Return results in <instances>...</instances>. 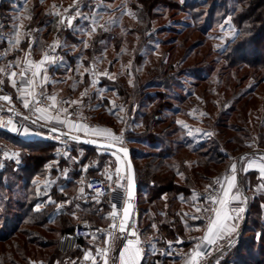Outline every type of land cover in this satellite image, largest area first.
Masks as SVG:
<instances>
[{"label": "rangeland", "instance_id": "obj_1", "mask_svg": "<svg viewBox=\"0 0 264 264\" xmlns=\"http://www.w3.org/2000/svg\"><path fill=\"white\" fill-rule=\"evenodd\" d=\"M56 1L58 6L69 4V1H73L70 2L71 4L77 2V8L83 10V13H80L79 20L76 19L80 21V24L73 31L75 35H78L79 40L77 43L73 44L62 40L58 50L60 55L68 50L74 51L76 57L74 68L70 69L69 62L65 61L64 58L62 67L65 68L59 75L42 71L40 76H37V81L40 82V92L43 93L42 98L55 95L58 107L67 110L66 113H56L55 110H50L46 115L50 117L58 116L59 119L77 120L92 129H108L117 136L122 134V142L119 140L109 141L108 138L106 141L119 145L127 144L133 148L138 156L146 155L151 151L156 152L149 142L154 139L146 140L144 137L145 130L142 127V115L149 113L154 108L155 103L150 102V99L155 97L151 95H155L154 93L162 91V89L158 87L149 88L143 91V95L140 97L133 91L136 81L134 76H137V81L140 80L139 82L144 84L151 81V79L155 80L151 85H168L170 88L164 92L167 99L161 102L164 109L160 119L167 121L166 125L155 128L153 134H151L160 141L157 143V150L166 149L170 146L173 150L177 147L175 143L186 145L189 148L206 143V149H213V153L221 154L225 164L217 169V171H220L218 172L220 176L210 175L202 182L204 186L200 192L202 195L205 196L207 191L213 188L216 183H219L221 185V196L227 179L230 181V177H235L238 184L236 190L240 199L244 201L245 207L246 204L257 203V197H264V175H261L259 171V165L264 163V160L261 159V157H264V82L260 84L262 81L261 75L259 76L261 78L257 77L258 74L250 72L248 67L245 66L241 74L244 79H242L241 90L236 93L234 88L230 87V63H232L230 59H234L235 62L239 63L243 55L251 58L255 54L253 52L254 46L251 44H248L246 49L238 54H234L232 50L234 49L232 43L237 42L240 34L234 17L239 6L238 0H164L168 3V6L172 5L176 8L156 7L150 32L143 33L141 36L133 34L136 29L138 31L140 25L139 21L137 23L136 17L139 13L135 14L133 8L140 10V15H142L141 11H145V7L148 8V6H141L136 2L137 0ZM147 1L151 2V0ZM192 2L205 4L204 7L194 12V14L201 13L198 20L194 19V14H191L192 11L189 9V3ZM93 20L96 21L95 31H92ZM110 21H115V23ZM145 21H148L147 17ZM101 25L104 27H101ZM198 27L205 30V36H202L201 32L198 31ZM23 31L22 28L19 30L18 36L16 33L6 37L7 41H11V44L15 45ZM100 34H106L109 37L107 36L99 44L97 53L93 57L92 70H89L87 64L84 65L85 62L87 63L86 60H89L86 51L91 49V44H95ZM112 35L117 36L119 41H122L120 51L116 52L114 50ZM184 40L186 41L183 44L184 48H181L180 45ZM142 41H145V46L138 51L141 59L137 60L138 64L136 65L134 53L130 52L129 45L131 43L133 47L136 45L140 49ZM85 42L88 45L87 47H85ZM197 44H200L199 48L195 47ZM230 49L232 52H230ZM167 51H170L171 54L169 59L166 56L168 54L164 53ZM67 53L71 54L69 51ZM162 55L163 58L166 56V68L168 66L173 67V70L169 71V80L166 78L156 80L148 76V71L155 68L162 61ZM134 68L136 71H134ZM103 73H108V75ZM45 75L48 78L46 82L43 79ZM0 80H3L2 76H0ZM14 80L15 86L10 84L11 88L7 86L5 79L3 83H0V87L13 95L11 102L0 104L8 110L16 107L20 115L23 116L28 114L29 111L19 104L18 95L21 92L17 89L19 86L25 85L21 80V76L15 77ZM8 82L12 83L9 80ZM121 88L128 89L132 99L135 97L134 105H132L130 97L124 99L118 96ZM85 90H87L86 95L81 96V93H84ZM41 93L39 94L41 95ZM243 94H245L243 104L238 105L236 101L240 100ZM148 97L149 100H147ZM61 101H80V103L62 104ZM46 102L43 106L52 103L50 100ZM106 104H108L107 108H105ZM35 113L36 116L33 119L41 129L33 128L31 126L33 123H29L31 125L28 128L31 133H39V135H22L20 141H35L38 139L37 141L48 142L45 139L53 133L47 127L61 129L79 137L99 136L92 132L85 134L83 131L71 130L72 121L68 124L58 123L55 118L45 121L37 119L40 113L37 111ZM177 121H182L183 124H178ZM173 122L175 124L171 125ZM168 126L170 128L166 129V132L170 134L175 131V134H171L170 138L163 140L157 135ZM189 130L192 131V135L188 134ZM209 132L212 133L211 136L204 135V133ZM57 138L63 140L59 136ZM2 142L11 149L9 153L17 152L19 155L18 157L3 155L0 161V172L5 171L7 168L12 171L3 180L6 189H0V238L6 236L15 225L18 215L15 202L21 200L23 195L21 193L23 183L16 176L19 174L20 147L10 143L14 142L11 140ZM64 145L56 150L59 160L71 159L74 148L78 151L77 157L85 158L87 152L74 146L71 140H68ZM107 153L111 155L108 158ZM248 153H256L260 157L250 155L245 158L244 155ZM117 155L116 153L99 150L98 156L92 157L85 167L83 179H81L82 183L84 184L87 178L85 171L89 167H100L99 158L105 157L102 162H105L102 168L104 171L103 177L107 178L108 175H112L113 180L110 182L116 184L114 181L117 178L115 172L118 166ZM120 158L119 167L121 172L119 177L121 179L126 176L127 169L123 158L121 156ZM233 164L235 165V171L231 168ZM13 165L16 166L13 167ZM51 165L52 162L47 166L48 172ZM239 176L242 177L241 186L247 192L246 197L243 196L242 187L239 185ZM38 195L41 194L38 193ZM205 202L206 205H203L202 208L195 206L189 209L191 217L203 220L211 216L209 215V208H212V202L207 200ZM257 205L262 208L263 216H259V211L256 212L255 210L253 212L256 218L255 222L251 221L242 235L239 233L236 235V243L238 242L239 245L228 254L222 253L218 257L219 264H223L226 259L231 261L229 264H256V261L264 264V240L263 243L259 242L260 230H262L260 227L264 224V198ZM239 206V204H231L230 208L233 210ZM239 213L240 218L235 219L236 228L241 227L244 223V211H239ZM84 217L87 218V216ZM84 217L79 215L77 220ZM192 231L194 230L192 229ZM195 231L197 233L198 229ZM147 235L146 238L151 241L157 240L155 235ZM233 237L235 238V234L230 238V241ZM159 243L151 248V252L155 251ZM260 243H262V246L258 248V245L255 244ZM212 259H209V261ZM210 264H217V261L214 262L213 260Z\"/></svg>", "mask_w": 264, "mask_h": 264}, {"label": "trees", "instance_id": "obj_2", "mask_svg": "<svg viewBox=\"0 0 264 264\" xmlns=\"http://www.w3.org/2000/svg\"><path fill=\"white\" fill-rule=\"evenodd\" d=\"M27 1V0H24ZM10 1H3L1 5V19L8 28L11 14H7L8 11L13 9ZM21 2V0H20ZM19 2V3H20ZM141 6L145 7V11L134 9L137 15V23L139 21V29L134 31L133 34L141 36L143 33H149L153 24V13L155 8L159 6H166L169 9H175V6H168V3L164 0H137ZM39 0H29L27 6H23L22 15H27L31 19L30 27L33 29L44 30L46 33L44 37H48L52 31V26L47 24L49 17L39 10ZM148 3V4H147ZM151 3V5H149ZM188 4V3H187ZM191 14H194L199 8L205 6V4L189 3ZM238 7L235 12V22L240 30L239 37L236 43H232V49L234 54H238L244 51L248 44L254 46L253 57L242 56L239 63L234 59H230V87L234 88L236 93L241 90L243 77L241 76L243 67H248V70L254 74L261 75V83L264 82V0H238ZM200 14H194L195 20L200 19ZM147 17V22L145 21ZM149 17V18H148ZM199 28V27H198ZM202 36H205V30L199 28ZM192 34V32H191ZM71 36V35H69ZM108 35L103 34L97 38L95 44H91V49L86 51V55L89 60H86L87 67L92 70V61L94 54L97 53L99 44H101ZM113 36V35H112ZM72 38L75 36H71ZM70 37V38H71ZM109 37V36H108ZM188 37V35H187ZM187 37H185L186 40ZM190 37V36H189ZM114 50L117 52L122 48V41H119L117 36H113ZM72 40V39H71ZM79 38H76L70 42L77 43ZM122 40V39H121ZM140 49L133 44L129 45L130 52L134 53L136 59L140 60L141 55L138 52L145 46V41H142ZM180 45L181 48L183 44ZM27 40H24L18 53H22L27 48ZM44 44L43 42L41 43ZM6 43L3 42L2 46L5 48ZM200 44L195 45L199 48ZM95 47V48H94ZM230 49V52H232ZM170 51L164 52L170 58ZM16 53V52H15ZM17 53V54H18ZM123 53V49H122ZM121 53V54H122ZM17 54H10L4 61L5 64L9 58L15 57ZM166 56L162 55V61L159 62L155 68L148 71V76L154 79H170L169 71L173 70L172 66L166 68ZM173 56V55H172ZM232 57V56H231ZM67 61L70 69L74 68L76 57L68 54ZM1 64V63H0ZM3 64V63H2ZM65 67L58 66L50 71L54 75H59ZM134 71L136 69L134 68ZM233 71V73H232ZM251 76V74L249 73ZM135 83L133 91L139 97L143 95V91L149 88H161L162 91L154 93L155 98H151L150 102L155 103L154 108L149 113L142 115V127L144 128V137L146 140L154 139L150 142L152 149L146 155H139L135 153L133 148L124 144L131 150L132 160L136 170L137 184H138V196H137V208L139 211V225L142 227V234L144 237L155 235L157 240H154L159 245L152 252L150 260L146 264H170L168 261L171 256L172 244L182 241V244L188 243V237L193 236L196 233V229L204 226V221L197 219V217H191L189 209L198 206L200 203L206 205L204 194L202 195L201 189L204 188L202 182L210 175H219L220 171L217 169L223 166L225 163L222 160V155L213 153L212 150L206 149L207 144L201 143L198 147L189 148L186 145L176 144L175 149L171 150V146L166 149L157 150V143L160 141L153 137L152 132L155 128L165 126L166 122L160 119L163 113L164 105L162 100H166V91L170 88L168 85L154 86L151 85L154 81L151 79L148 83L144 84L137 81V76H134ZM243 79V80H242ZM86 84V83H85ZM234 86V87H233ZM233 90V89H231ZM235 94V93H234ZM120 98H129L131 93L128 89L119 90ZM235 98V95L233 96ZM131 98V97H130ZM245 94L242 95L240 100L236 102L238 105L243 104ZM132 105L135 104V97L132 99ZM149 100V97L147 98ZM235 102V100H234ZM236 103V104H237ZM107 105L105 108H107ZM103 108V107H102ZM175 124L173 122L171 125ZM50 128V127H47ZM157 135L161 139L166 140L170 138L172 133H167L166 129ZM167 133V134H166ZM169 135V136H168ZM11 140L16 147H20V165L18 167L19 174L17 179L23 183L21 190L22 199L15 202L17 217L15 225L10 229L8 234L0 238V264H78L80 262L82 253L87 249L86 242L81 240L79 250L75 253L68 251L63 253L60 250L59 240L63 233H70L73 230L74 224L77 221L79 215L87 216L93 227L102 226L108 223L106 218L107 211L109 209V199L99 200L89 194L81 179L85 167L89 163L92 157L98 156L99 150L93 147H89L83 144L72 141L74 146L81 151L87 152L85 158L77 157V149L74 148L71 159H58L56 150L58 147L65 146L61 142L56 144L44 141H20V138H16L7 133H0V141ZM171 145V144H169ZM250 154V153H248ZM111 155L107 153V158ZM2 157H0L1 161ZM101 165L96 168H89L85 171L87 178L92 175L103 177L102 163L105 157L99 158ZM52 162L49 172L47 166ZM55 164H54V163ZM16 165H13L15 167ZM12 171L7 168L5 171L0 172V189L5 190L4 178L10 175ZM182 174V175H181ZM86 178V179H87ZM105 178V177H104ZM242 177L239 176V185H242ZM242 190L246 194V190L243 186ZM83 188L84 192L81 193L80 189ZM41 194L40 196L38 195ZM201 195V196H200ZM248 196V195H247ZM264 198V197H263ZM260 196L257 197V203L248 205L247 218L244 219L243 225L240 227L239 234L242 235L244 230L249 226L251 221L255 222L253 212L259 211V216H263L261 212L260 204L263 200ZM262 199V200H261ZM41 207L36 209V205ZM77 205L79 207H77ZM75 213V215H73ZM257 216V214H256ZM258 216V218H259ZM194 220V221H192ZM196 220V221H195ZM155 225V227H153ZM192 229L194 231H192ZM259 242L263 243L264 240V224L260 227ZM262 243L255 244L262 246ZM264 244V243H263ZM236 245L230 249L229 253L234 251ZM231 261L226 259L223 264H229ZM256 264H261L256 261Z\"/></svg>", "mask_w": 264, "mask_h": 264}, {"label": "crops", "instance_id": "obj_3", "mask_svg": "<svg viewBox=\"0 0 264 264\" xmlns=\"http://www.w3.org/2000/svg\"><path fill=\"white\" fill-rule=\"evenodd\" d=\"M3 1H10V0H0V61H4L6 57L10 54H17V50L20 48L21 44L24 40H27V48L24 52L21 54L18 53L15 57L9 58L7 60L8 62L5 64V62H0V69H5L7 73L15 72L16 76H21L20 73L26 72L25 76H21V80H23V84L25 86H28V80L27 76L28 74L33 70L36 71V69L32 66H30L26 61H35L39 62L42 57L45 54H48V50H53V57H55L54 61H48L44 66L41 67L39 70V74L37 76H40V72H48V74H53L50 70L62 66L63 59L65 58V61H67L68 58V51L71 52V56H74L73 50H68L66 53L62 52V55L59 54L60 44L62 40L68 41V43H72L70 41L73 40L71 36H77L75 35L73 31H75L76 27L79 26L78 21L80 17V13H83V10L77 8V2L70 3L73 1H69V4L64 5H56L58 3L56 0H39V10H42L48 17L47 24L52 26V31L48 35V37H44L45 31L44 30H38L33 29L30 27L31 19L29 16L22 15V9L23 6H27L29 3V0H11L10 2L12 4L13 9L7 12V14H11V20L9 23L8 28H6L5 24L2 22L1 19V5ZM20 2V3H19ZM67 2V1H66ZM55 3V4H54ZM70 8L66 10V7ZM68 12V14H67ZM67 14V15H66ZM78 19V20H76ZM71 20V23L69 24L68 21ZM60 23V26H59ZM23 28V34L19 37V43H15V45H12L7 41L8 36L14 35L19 32L20 29ZM76 33V32H75ZM71 35V36H69ZM71 37V38H70ZM72 39V40H71ZM3 42L6 43L5 48H3L2 44ZM44 43L43 45L41 43ZM73 45V44H72ZM68 46L71 47V45L68 44ZM16 52V53H15ZM30 53L33 54V57H30ZM55 54V56H54ZM49 55V54H48ZM51 56V55H50ZM3 63V64H2ZM45 73V74H46ZM0 76L3 77V80H6L7 86L10 87L9 81H11L8 77V75L5 74V72H0ZM13 77L12 79H15ZM38 83H40L38 81ZM11 88V87H10ZM40 92V84L39 89L38 87H35L34 89V95L29 96L27 93H20L19 96V104H21V107L25 108L27 111L34 109L35 104V98L37 99V95ZM25 100L28 101L29 106L26 108L24 106ZM69 122H74L73 119H69ZM34 123V121L32 122ZM34 124H37L35 121ZM82 139H95V140H104L106 141V137L104 136H82L80 137ZM246 155V154H245ZM256 155V153H250L248 156ZM260 157V156H259ZM90 168V167H89ZM88 168V169H89ZM251 171V169H250ZM230 176L232 174H229ZM230 177V181H232ZM228 181V182H227ZM226 185L223 188L222 195L216 200V206L212 209L209 208V215L207 219L204 220V226L201 228H198V232L195 233L193 236L188 237V243L182 244V241H178L175 244H172L171 252H170V260L168 261L170 264H187L188 259L193 252V250L196 248L197 245L200 246V248L204 251V255H202L199 258V264H210V262L214 260L217 261L218 257L222 255V253L228 254L231 248L234 247L236 244V235L239 233L240 226L238 228L235 227V219L240 218V209H244L245 213V203L242 199H240L239 194L236 190L237 187V180L233 181L232 187L229 188V179H227ZM225 191L228 192V196H225ZM239 197L236 199L235 197ZM243 196L246 197V194L243 191ZM109 209L107 211L106 218L108 219V223L95 227L97 233L95 237V241L92 245H87V249L82 253L80 261H87L89 264H104L105 258L108 260V255L105 257L103 255V252L105 250V246L107 244V241L109 239V234L107 232L108 227H110L111 224V215H112V200L109 199ZM221 201H224L222 204ZM231 204H239L240 206L237 209H231ZM247 205V204H246ZM198 206L201 208L203 207V204L200 203ZM210 207V206H208ZM219 213V216L217 215ZM243 213V218H244ZM203 218V214H202ZM212 228V233L208 232L209 228ZM228 229H232L231 231H228ZM233 239L230 241V238L234 236ZM205 236H209L210 239L214 240V243H208V241L204 240ZM139 239V243L136 245V247L141 249V260L140 264H146L150 260L151 257V248L156 244L155 241H151L150 239L143 236V234L137 236ZM137 237L129 238L133 240L134 242L137 240ZM122 240L120 237V241L117 243L115 254H114V261L117 264H120L119 259V253L123 249L124 245L127 243V240ZM229 241L231 243H229ZM80 241L78 243H75L71 246L70 252L75 253L79 250L80 247ZM99 250V251H98ZM214 257V258H213ZM213 258V259H212ZM209 259H212L209 261Z\"/></svg>", "mask_w": 264, "mask_h": 264}, {"label": "built area", "instance_id": "obj_4", "mask_svg": "<svg viewBox=\"0 0 264 264\" xmlns=\"http://www.w3.org/2000/svg\"><path fill=\"white\" fill-rule=\"evenodd\" d=\"M70 8L66 7L65 9L68 10ZM68 14V12H67ZM66 14V15H67ZM60 26V23H59ZM49 55L53 56V50H48L47 51ZM55 56V54H54ZM30 57H33V54L30 53ZM35 71V70H34ZM32 72L33 70L28 74L27 76V80H28V86H19L18 87V91L21 93H28L29 92H33V90L35 89V87H38L39 89V83L37 81V76L35 77V79L33 80L32 77ZM3 96H8L10 97L9 101H5L3 99H0V103H9L13 100V95L10 94L9 92H7L4 88L0 87V97ZM32 96V95H29ZM37 96V99H39L41 101L40 104H37L35 102L34 104V109L29 110L28 114H24L23 116L20 115L19 110H17V108H13L11 110H8L6 108H4L3 105L0 104L1 108H0V125H7V122L9 120H12L13 123L15 124V126L20 129V133H22L23 128L27 127L34 121V116H36L35 112L36 109L39 107H42L44 103H47L45 98H42V96L38 93L37 95H35V97ZM36 101V98H35ZM9 111H13V113H10ZM77 120H75L74 122H76ZM80 122V121H79ZM35 125V126H34ZM31 126H33V128L36 129H41V127L37 124H32ZM0 133H7L10 134L16 138H20L22 139V135L23 134H18L16 132H12L7 130L5 127L0 126ZM63 139V138H62ZM38 140V139H36ZM48 142L50 143H54V142H64V144H66V142L68 140H61L57 138V136L54 134L50 135L47 139ZM61 140V141H60ZM11 149L2 141H0V157H2L4 155V152H9ZM92 184V187H89L88 185ZM109 185H111V188H109ZM123 185V186H121ZM85 187L86 190L89 194H91L93 197H95V193L97 192L98 189H102L104 190V195L97 198L99 200L102 199H111L112 203L116 204V209L114 210L112 207V213L113 211L116 212V216L113 217V215H111V224L110 227H108L107 232L108 234H111V236H109V239L107 241V244L105 246V249H107V255H108V264H117L114 261V254H115V250H116V246L117 243L120 241V231H119V225L121 223V219H122V215H123V210H124V205L126 202V187H127V180L124 178L120 179V185L118 184H112L107 178L101 177V176H97V175H92L89 176L87 179H85ZM220 187L221 185L219 183H216L215 186L213 188H211L209 191L206 192L205 194V199L207 201L212 202L211 207L212 209L216 206V200L220 197ZM114 189V190H113ZM115 225L116 227L113 228L112 225ZM135 231L136 232V236H132L131 233ZM96 229L93 227L92 223L86 219V218H81L78 219L76 221V223L74 224L73 230L70 233H63L60 237L59 240V246H60V250L63 253H67L68 251H70L71 246L75 243H78L79 241L83 240L86 243H88L89 245H92L93 242L95 241V237H96ZM142 234V229L139 225V211L137 208V204L135 207V211L132 217V220L129 222L128 224V232L126 234L125 239H129V238H134L137 237L139 235ZM78 264H89L87 261H80Z\"/></svg>", "mask_w": 264, "mask_h": 264}, {"label": "snow or ice", "instance_id": "obj_5", "mask_svg": "<svg viewBox=\"0 0 264 264\" xmlns=\"http://www.w3.org/2000/svg\"><path fill=\"white\" fill-rule=\"evenodd\" d=\"M110 22L111 23H115V21H110ZM68 23L70 24L71 23V20H69ZM95 25H96V21L93 20V29H92V31H95ZM101 27H104V26L101 25ZM18 35H19V33H17V36ZM16 42L19 43V40L17 39ZM9 43H11V41H9ZM87 46L88 45L85 42V47H87ZM54 60H55V57L50 56L48 54H45L39 62L26 61V63H28L30 66H32V67H34L36 69V71H33L32 72L33 80L39 74V70L41 69L42 66H44L48 61H54ZM0 72H5V74L8 75L9 79L11 80L13 86H15V80L12 79L13 77L16 76V73L15 72L7 73L5 69H0ZM103 74L104 75H108V73H103ZM20 75L21 76H25L26 75V72H21ZM43 79L46 82L48 78L45 75L43 77ZM0 83H3V80H0ZM86 91L87 90H85L84 93H81V96L86 95ZM28 95H34V90H33V92H29ZM41 96H43V93H41ZM0 99H3L5 101H9L10 100V97L3 96V97H0ZM45 99L52 101V103L50 105H45V106H42V107H39V108L36 109V111L40 113V115L37 117V119H42V120H45V121H50L51 119L55 118V119H57V122L58 123H61V124H68V123H70L67 120V118H65V119H59L58 116H56V117H50V116L46 115V113L48 111H50V110H55L56 113H59V112H65L66 113L67 110L64 109V108L58 107L57 97L55 95L45 97ZM35 102L37 104H40L41 103V101L39 99H36ZM60 103H62V104H76V103H80V101H61ZM24 106L26 108L29 106L27 100H25ZM34 123H35V121H34ZM177 123L178 124H183L182 121H177ZM0 126L5 127L9 131L16 132L18 134H23L25 136L32 135V134L39 135V133H31L30 130H29V128H27V127L23 128L22 133H20V129H18L15 126V124L13 123L12 120H9L7 122V125H0ZM183 126L184 127H187L186 125H183ZM71 130H74V131H83V132H85V134H88L89 132H92L95 135L104 136V137L108 138L109 141H116V140H119L121 142L123 141V135L122 134L120 136H117L115 133H113L112 131H110L108 129H99V128L92 129L89 126H87V125H85V124H83L82 122H79V121L71 122ZM53 131H55V129H53ZM188 134L189 135H192V131L189 130ZM204 135L211 136L212 133H210V132L209 133H204ZM71 139H73V140H79L80 137L79 136H76V135H73L71 137ZM110 146H111V144H109V147ZM118 151L119 152H122L124 154V158L125 159L128 157L129 150L127 148L121 147V148H119ZM4 155L5 156H11V157H18L19 153H17V152H11V153L4 152ZM261 159L264 160V157H261ZM120 160H121L120 156L117 155L118 166L116 167V170H115L117 178L114 181V183H116L118 185H120V177H119V173L121 172V168L119 167ZM231 168H232L233 171H235V165L234 164L231 166ZM126 169H127V172H126V176L124 177V179L127 180L126 192H127V196L129 198H131L132 195H133V187H134V171L132 169V165H131L130 162L127 163ZM259 171H260L261 175H264V163H261L259 165ZM107 179L109 181H112L113 180L112 175H108L107 176ZM234 180H235V177L232 178V181H229V188L232 187V183H233ZM88 186L89 187H92L93 185L92 184H89ZM121 186H123V185H121ZM109 188H111V185H109ZM80 192L83 193L84 192V189L81 188L80 189ZM224 194H225V196H228V192L227 191H225ZM103 195H104V190L98 189L97 192L95 193L94 199L95 198H99V197H101ZM235 198L238 199L239 197L237 196ZM221 203L223 204L224 201H221ZM40 207H41V205H39V204L36 205V209L37 210H39ZM77 207H79V206L77 205ZM112 207L115 210L116 209V204L113 203L112 204ZM240 211L243 212L244 209L241 208ZM73 215H75V213H73ZM112 215H113V217H115L116 216V212L113 211ZM217 215L219 216V213H217ZM128 219H129L128 208L125 207L124 208V216H123V219H122V221H121V223L119 225V231L121 233H124L126 231L125 224L128 221ZM112 227L115 228L116 226L113 224ZM153 227H155V225H153ZM231 230L232 229H228V231H231ZM212 231H213V229L210 227L208 229V232L209 233H212ZM131 235L132 236H136L137 234H136L135 231H133L131 233ZM109 236H111V234H109ZM204 240L208 241V243H210V244L211 243H214V240L213 239H210L209 236H205L204 237ZM138 243H139L138 237H137V240L135 242L133 240H131V239L127 240V243L124 245L123 249L119 253L120 264H140V260H141V249L138 248V247H136V245ZM229 243H231V242L229 241ZM103 255L105 257H107V249L104 250ZM202 255H204V251L200 248L199 245H197L196 248L191 253V255H190L189 259H188L187 264H199V258ZM104 264H108V260L106 258L104 260ZM217 264H219V261L218 260H217Z\"/></svg>", "mask_w": 264, "mask_h": 264}, {"label": "water", "instance_id": "obj_6", "mask_svg": "<svg viewBox=\"0 0 264 264\" xmlns=\"http://www.w3.org/2000/svg\"><path fill=\"white\" fill-rule=\"evenodd\" d=\"M0 108H1V106H0ZM9 112L13 113V111H9ZM53 129H55V131H53ZM48 130L50 132H52L53 134L65 139V140L75 141L76 143L83 144V145H86L89 147H93V148H96L98 150L116 153L123 158L125 165H127V163H129V162L131 163L132 169L134 171V187H133V195L131 198H129L126 194V202H125L124 208L125 207L128 208L129 219L125 224L126 231L124 233L120 232V237L122 240H124L126 237V234L128 232V224L132 220V217H133V214L135 211L136 201H137V196H138V184H137L136 170H135V166H134V163L132 160L131 150L125 146H122V145H119V144H116L113 142L104 141V140L82 139V138H80L79 140H73V139H71V137L73 135H71L68 132L63 131L61 129H57V128H48ZM63 143L64 142H62V144ZM109 144H111L110 147H109ZM121 147L127 148L129 150V154H128V157L126 159L124 158V154L122 152L118 151L119 148H121ZM248 155L249 154H246L245 156H248ZM247 212H248V205H246V207H245L244 219L247 218ZM123 216H124V210H123L122 219H123ZM122 219H121V221H122Z\"/></svg>", "mask_w": 264, "mask_h": 264}]
</instances>
